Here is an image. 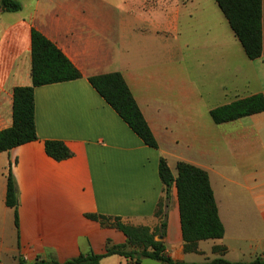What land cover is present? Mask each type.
<instances>
[{
    "label": "crops",
    "instance_id": "0c3cea01",
    "mask_svg": "<svg viewBox=\"0 0 264 264\" xmlns=\"http://www.w3.org/2000/svg\"><path fill=\"white\" fill-rule=\"evenodd\" d=\"M32 30L82 77L36 87L38 140L0 153V264H18V258L63 263L104 254L108 242L127 244L122 231L90 215L153 231L160 225L162 157L174 176L179 162L208 173L225 228L222 239L198 243L203 254L186 253L173 187L167 253L200 263L220 257L212 249L223 246L233 262L264 259V112L220 125L211 117L217 107L264 95V0L263 54L255 61L215 0H22L20 11L0 15V131L12 126L14 88L32 86ZM115 72L158 149L148 147L89 82ZM47 141L63 142L71 156L50 157ZM10 172L19 228L15 209L6 204ZM101 264L134 262L114 255Z\"/></svg>",
    "mask_w": 264,
    "mask_h": 264
},
{
    "label": "trees",
    "instance_id": "16d2710c",
    "mask_svg": "<svg viewBox=\"0 0 264 264\" xmlns=\"http://www.w3.org/2000/svg\"><path fill=\"white\" fill-rule=\"evenodd\" d=\"M226 17L235 36L240 41L247 57L258 60L263 54V0H215ZM22 9V0H1L0 15ZM32 86L16 87L13 90L12 126L0 131V153L38 140L35 121L36 87L63 83L80 79L79 70L64 53L51 41L36 30L31 33ZM90 84L102 98L116 111L132 131L150 148L158 149V142L146 122L133 94L123 76L108 73L89 78ZM264 112V95L255 94L238 99L230 104L211 111L215 124H225ZM47 154L57 161L71 156L63 142L47 141ZM177 176H174L165 158L160 159L159 176L163 184V196L160 198L155 217L160 225L153 231L146 226H130L120 218L102 215H90L89 218L102 225H110L122 231L127 237V244L115 246L107 243L104 254H82L63 263L56 260L36 259L28 263L18 258L19 264H101L110 256H121L134 264H142L145 259L161 264H264L258 257L251 262H233L224 257L227 248L215 246L212 251L220 257L200 263L175 261L168 253L163 240L166 236L168 208L171 192L176 187L179 201L182 235L186 253L203 254L198 243L207 240L222 239L225 228L219 216L218 205L214 196L208 173L194 165L177 163ZM6 204L15 209V224L19 228L17 212L18 198L14 177L10 172L7 184Z\"/></svg>",
    "mask_w": 264,
    "mask_h": 264
},
{
    "label": "rangeland",
    "instance_id": "374dc122",
    "mask_svg": "<svg viewBox=\"0 0 264 264\" xmlns=\"http://www.w3.org/2000/svg\"><path fill=\"white\" fill-rule=\"evenodd\" d=\"M245 122H246V120H245ZM224 129H225V130H228V129H229V126H227V125L224 126ZM234 130H238V129H234ZM205 245H206V244H205ZM27 262H28V263H32V262H34V261H27ZM18 264H19V263H18Z\"/></svg>",
    "mask_w": 264,
    "mask_h": 264
},
{
    "label": "water",
    "instance_id": "95a60500",
    "mask_svg": "<svg viewBox=\"0 0 264 264\" xmlns=\"http://www.w3.org/2000/svg\"><path fill=\"white\" fill-rule=\"evenodd\" d=\"M157 239H158V240H163V237H158Z\"/></svg>",
    "mask_w": 264,
    "mask_h": 264
}]
</instances>
